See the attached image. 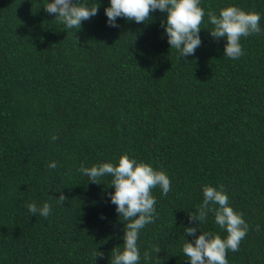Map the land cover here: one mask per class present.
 I'll return each mask as SVG.
<instances>
[{"label":"trees","instance_id":"obj_1","mask_svg":"<svg viewBox=\"0 0 264 264\" xmlns=\"http://www.w3.org/2000/svg\"><path fill=\"white\" fill-rule=\"evenodd\" d=\"M46 2L0 0V264H110L124 227L108 201L111 176L97 184L77 169L123 154L170 179L167 195L151 190L139 264H188L184 227H196L188 217L204 185H222L249 225L228 264H264V32L242 37L233 60L205 15L201 45L179 58L160 11L109 27L108 0H85L97 14L65 29ZM232 4L260 13L264 29V0H201L205 13ZM31 202H48L50 215L33 216ZM199 227L227 235L212 213Z\"/></svg>","mask_w":264,"mask_h":264},{"label":"clouds","instance_id":"obj_2","mask_svg":"<svg viewBox=\"0 0 264 264\" xmlns=\"http://www.w3.org/2000/svg\"><path fill=\"white\" fill-rule=\"evenodd\" d=\"M108 3L104 13L109 27L119 26L117 18L142 23L150 18L151 12L164 13L165 20L161 22V27L167 43L178 52L179 58L193 56L201 45L199 33L205 15L207 23L212 25L209 35L216 40H226L224 56L233 60L244 55L242 37L264 32L260 26V13L246 12L234 4L221 8L219 14H216L213 11L205 13L201 0H108ZM44 8L49 14H56L55 20H59L65 29H79L82 21L97 14L99 5H89L85 0H47ZM56 139V136H52L53 141ZM56 166L55 161L47 165L48 168ZM77 171L87 176L89 182L97 184H100L98 178L111 176L109 187L114 192L107 193L108 201L115 205V212L119 220L123 221L124 227L122 248L118 246L112 250L110 264H139L141 255L137 241L140 230L155 220L156 198L151 190L159 187L161 194L167 195L170 190L168 175L148 163L130 158L127 154L121 155L115 164L101 162L91 167L81 164ZM201 191L203 200L196 212L189 213L188 217L189 223L197 222L196 227H184L185 235L191 236L192 240L189 242L184 238L181 252L188 264H228L227 252L238 251L249 225L243 214L234 211L229 204V197L222 185H204ZM65 199L62 192L56 198L60 203ZM26 208L33 216L38 214L44 218L51 212L48 202L39 207L36 202L26 203ZM209 213L213 214L214 223L227 233L225 237L200 229L199 225L206 222ZM104 218L101 216V219ZM198 231L200 234L197 236ZM98 256L103 257V253L96 250L95 259ZM144 258H148L147 253Z\"/></svg>","mask_w":264,"mask_h":264}]
</instances>
